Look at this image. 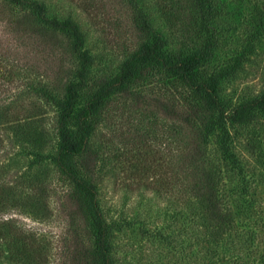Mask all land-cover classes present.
I'll use <instances>...</instances> for the list:
<instances>
[{
  "label": "rangeland",
  "instance_id": "obj_1",
  "mask_svg": "<svg viewBox=\"0 0 264 264\" xmlns=\"http://www.w3.org/2000/svg\"><path fill=\"white\" fill-rule=\"evenodd\" d=\"M25 1L41 3L49 19L73 22L91 57L66 124L71 134L96 92L152 42L134 21L137 10L164 40L165 59L197 56L194 79H217L226 111L264 94V0ZM0 5V264H30L25 252L31 264H77L85 248L94 250L93 223L53 162L59 105L67 86L79 83L74 40L60 31L13 33L22 19L38 25L36 17ZM187 109L204 111L178 80L146 66L87 121L86 150L73 162L95 187L110 264H264V117L254 112L248 122L215 128L196 154L197 129L186 131L181 120ZM206 115L215 120L217 112ZM152 180L173 189L143 186ZM185 186L198 192L183 197ZM204 198L228 220L215 238Z\"/></svg>",
  "mask_w": 264,
  "mask_h": 264
},
{
  "label": "trees",
  "instance_id": "obj_2",
  "mask_svg": "<svg viewBox=\"0 0 264 264\" xmlns=\"http://www.w3.org/2000/svg\"><path fill=\"white\" fill-rule=\"evenodd\" d=\"M128 1L134 5L136 4L135 0ZM6 2L7 4L29 10L35 15L38 22V25H34L29 20L22 19L21 25L24 27H20V30L13 28L11 30L14 31L11 32L18 33V35L21 34L22 36L33 33L40 37L51 36V34H54L56 31L69 33L74 40L73 53L80 62V70L77 74L79 83L67 86L66 92L68 93V98L63 104L59 105L60 147L56 156L53 158V162L59 173L74 187L75 197L79 199L81 203V213L89 215L93 223L95 232L94 250L90 251L85 248L83 257L78 258L77 264H110V247L106 226L96 201L97 194L95 187L81 179L79 169L75 166L73 160L76 157L82 156L86 150L88 138L91 133V127L88 125L87 121L100 111L104 102L116 90L124 86L134 76L139 75L143 68L146 66H153L168 73L178 80L186 89L192 92L196 98L201 100L204 107L203 112L195 111V109H187L181 114V120L186 126V131L192 132L194 129H197L200 145L195 148L196 154H201L203 144L207 142L208 135L211 134L215 128L224 131L225 124L238 125L248 122L254 112H259L264 117V94L259 98L239 104L229 111H226L218 101L217 79H214L210 84L198 82L194 79L193 70L199 65L197 56L191 59H165L162 56V50L165 45L164 40L158 33L153 31L142 12L134 7L135 10H137L136 14H134L135 17H133L134 21H136L135 23L139 25L141 31L150 32L153 35V40L152 42H143L138 49L124 61L112 84L96 92L93 98L87 103L86 107L79 113L76 133L71 134L66 124L69 122L75 107L78 97L77 92L81 89L88 74L89 66L91 65L90 55L82 49L83 35L78 27L69 20L58 21L56 19L47 18L45 7L37 1L6 0ZM206 3V1L203 3L204 7ZM170 13H173L171 9ZM212 110L217 112L216 119L208 120L207 117L209 115H206V112L208 114ZM203 117H205V119ZM224 135L225 134L222 136V150L229 156L226 146L227 139L226 135ZM155 173L157 174V172ZM162 184L163 183H157L152 180V182L144 183L143 186L158 192H168L169 190L167 189H173L171 184ZM182 191L183 197H186L190 192H198V190L187 188L186 186ZM204 201L207 204H205V207L211 220L210 236L215 238L219 236L223 227L227 225L228 220L225 215L217 210L215 202L209 198H204ZM14 237L16 238V236ZM3 238L4 235L0 232V239ZM23 255V259H28L30 264L33 262V258L27 252Z\"/></svg>",
  "mask_w": 264,
  "mask_h": 264
}]
</instances>
